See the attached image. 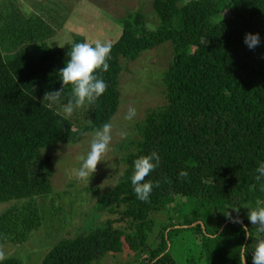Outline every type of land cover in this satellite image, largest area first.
<instances>
[{"label":"trees","instance_id":"16d2710c","mask_svg":"<svg viewBox=\"0 0 264 264\" xmlns=\"http://www.w3.org/2000/svg\"><path fill=\"white\" fill-rule=\"evenodd\" d=\"M47 3L22 16L18 3H8L0 18V35L7 37L0 38V204L12 203L0 212V245L19 246L40 225L34 205L26 201L50 192L51 158L42 150L76 144L109 122L124 70L119 58L133 61L168 42L171 60L160 77L163 103L135 124V139L118 145L123 152L119 179L92 206L93 213L111 218L59 239L39 264H91L123 247L131 254L126 264H178L171 248L189 232L194 239L185 249L189 258H179L182 264H238L242 245L249 246L247 264H252L258 234L245 207L255 208L257 201L264 206V179H254L258 163L264 162V0H151L157 24L150 28L141 14L128 11L118 20L109 70L95 73L106 91L84 105L88 118L83 122L75 117L72 122L62 111L69 88L60 104L47 108L40 103L46 91L61 88L58 72L73 43L84 42L74 36L65 49L44 44L57 20ZM246 33H258L259 46L250 50L243 42ZM27 45L41 50L34 58L24 56ZM154 151L160 164L145 181L159 186L142 202L131 185L133 161ZM181 170L188 172L187 179L178 178ZM229 207L240 208L253 239L244 240L240 224L225 218ZM164 212L175 213L174 221L168 217L152 234L151 215ZM0 264L22 263L9 256Z\"/></svg>","mask_w":264,"mask_h":264},{"label":"rangeland","instance_id":"374dc122","mask_svg":"<svg viewBox=\"0 0 264 264\" xmlns=\"http://www.w3.org/2000/svg\"><path fill=\"white\" fill-rule=\"evenodd\" d=\"M46 1H48L47 9L57 16V20L52 23L53 26H49L53 31L52 35L44 41L48 47L65 49L72 43L74 36H81L84 42L88 43H95L97 40L113 43L120 34L118 20L128 11L141 14L148 28L157 24V19L151 13V0H0V18L1 15L5 16L4 8L8 3L16 6L18 3L22 16L23 13L35 12L37 5ZM39 14L42 15V12ZM1 21L0 19L2 25ZM0 38L7 37L4 34L0 35ZM29 46L23 48L22 53L24 56L34 58L41 49L39 45L36 46L37 48ZM170 60L171 46L168 42L142 52L133 61L119 58V64L124 70L118 75V106L108 122L113 125L110 151L97 165L89 183L78 181L75 170L80 167L78 157L88 151L93 132L85 133L76 144L57 143L42 150L43 154L51 158L50 192L26 201L34 205L40 225L30 233L29 239L23 244L0 245L6 257H16L22 264H39L44 252L59 239L72 237L84 230L99 226L106 218H111L106 214L92 212L94 200L110 190L119 179L123 169L121 161L123 152L119 150L118 145L127 142L126 140L135 139L137 137L135 124L142 120L148 110L163 103L160 77ZM129 105L137 110V116L133 121L123 119ZM85 111L86 108L83 106L75 109L71 117L65 118L72 122L74 117L78 122L87 121ZM11 204H0V212ZM173 216L175 213L152 214L151 218L154 221L152 234L168 222V217L174 221ZM191 239H194L192 233L183 234L182 238L180 236L177 238L175 243L177 246L171 248L170 254L178 264H182L179 261L180 257L183 256V260L185 256L189 258L188 249H185L189 247ZM130 258L131 254L126 247H123L120 253H107L91 264H126ZM196 259V256L192 258L193 261Z\"/></svg>","mask_w":264,"mask_h":264},{"label":"clouds","instance_id":"9594fccd","mask_svg":"<svg viewBox=\"0 0 264 264\" xmlns=\"http://www.w3.org/2000/svg\"><path fill=\"white\" fill-rule=\"evenodd\" d=\"M244 44L253 50L260 44L259 34L246 33L243 39ZM112 45L111 43H103L97 40L94 44L83 42L73 43L67 53L68 59L62 69L59 70V80L61 88L55 91H46L43 94L40 103L47 108L60 104L64 97L65 89L69 88L67 103L62 105V111L65 117H71L75 109L83 107L85 104L92 105L106 91L107 84L102 76L95 73L97 70L107 72L109 58ZM35 101L36 97H32ZM137 116V110L134 106L129 105L127 111L123 115L125 121H133ZM112 123H104L100 128L95 129L91 134L86 154L78 157L80 167L75 170V177L78 181L87 182L95 173L97 165L101 163L102 158L110 151L109 145L112 142ZM123 135V134H122ZM160 156L157 152H152L147 156H140L133 161V173L131 175V185L136 198L142 202H148L150 194L154 186L152 181H145V178L159 167ZM255 180L257 182L264 179V162H259L256 168ZM188 172L181 170L178 178L187 179ZM232 212L237 215L233 217L230 212L223 213L225 218L231 223L240 224L241 231L245 238H251L250 229L243 224L239 217L240 208L229 207ZM247 219L252 226L256 227L257 237L251 250L252 264H264V206L257 201L255 208H249ZM227 209V208H226ZM215 238V237H213ZM238 264H247V256L249 251L248 245H242L238 248ZM6 259V254L0 247V261Z\"/></svg>","mask_w":264,"mask_h":264},{"label":"water","instance_id":"95a60500","mask_svg":"<svg viewBox=\"0 0 264 264\" xmlns=\"http://www.w3.org/2000/svg\"><path fill=\"white\" fill-rule=\"evenodd\" d=\"M224 224H225V223H224ZM224 224H223V225H224ZM192 225H194V223H193ZM223 225H222V226H223ZM190 226H191V225H190ZM221 228H222V227H221ZM244 240H246V238H245Z\"/></svg>","mask_w":264,"mask_h":264}]
</instances>
